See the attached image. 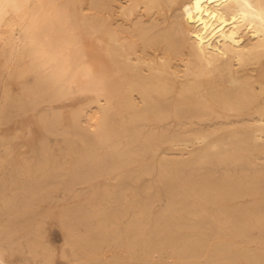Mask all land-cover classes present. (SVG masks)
Returning a JSON list of instances; mask_svg holds the SVG:
<instances>
[{
	"label": "bare ground",
	"instance_id": "obj_1",
	"mask_svg": "<svg viewBox=\"0 0 264 264\" xmlns=\"http://www.w3.org/2000/svg\"><path fill=\"white\" fill-rule=\"evenodd\" d=\"M96 1L99 13L91 15L83 0H0V80L6 72L17 80L2 94L0 124L9 110L23 107L26 101L61 99L73 91L72 80L81 74L87 78L83 88L97 91L96 97L73 110L71 126H62L60 112L45 119L50 130L73 140L71 147L78 144L85 151L83 157L95 160L100 149L108 155L117 145L137 140L153 116L176 120L178 126L165 138V149L152 132L139 151L144 157L161 153V168L171 167L166 185L180 184L186 191L193 187L189 183L213 181L209 175L222 165V176L214 180L222 194L264 199L258 187L264 182V162L260 160L264 156V0ZM85 32L102 38L103 57L97 71L86 59ZM18 55L26 62L22 70L11 67ZM30 72L37 76L33 84L25 80ZM118 129L125 133L111 141V132ZM168 132L165 127V135ZM20 136V131L0 132V214L14 221L0 223V264H12L11 257L19 247L6 235L12 237L23 229L18 222L23 213L45 201L53 203L58 188L70 191L76 183L87 181L85 171L67 164L52 165L45 155L28 173L19 171L14 140ZM171 148L180 153H171ZM205 156L210 159L203 160ZM185 159L210 167L187 173L175 169ZM238 174H246L252 184L240 185L233 194V179ZM85 197L76 191L72 199L78 202ZM258 203L247 210L262 219L264 209ZM65 204L61 208L65 245L80 261L108 264L110 256L93 248V229L81 231L71 204ZM203 209L188 210L198 214ZM150 213L149 207L141 209L129 223L132 236L120 246L130 256L133 231L136 237L142 233ZM76 218L86 223L84 213ZM237 233L244 234V229ZM218 252L225 256L216 264L232 263L228 248ZM248 252L264 257V249L256 252L250 248Z\"/></svg>",
	"mask_w": 264,
	"mask_h": 264
},
{
	"label": "rangeland",
	"instance_id": "obj_2",
	"mask_svg": "<svg viewBox=\"0 0 264 264\" xmlns=\"http://www.w3.org/2000/svg\"><path fill=\"white\" fill-rule=\"evenodd\" d=\"M83 2L87 13H99L96 0ZM83 48L93 69H100L103 57L100 34L85 32ZM25 64L24 57L18 55L11 67L22 70ZM36 79V74L30 72L25 80L28 84H33ZM16 81L9 78L8 72L1 77L0 102L6 87L10 82L14 85ZM86 81V77L78 74L72 80V92L55 102L48 98L36 103L26 101L23 107L9 110L0 124L2 133L10 135L21 132V136L14 140L19 171L28 173L27 169L45 155L52 165L67 164L73 169L77 167L85 171L87 179L86 182L76 183L70 191L64 187L58 188L53 192V203L45 201L41 205H34L29 213L20 216L17 221L23 229L12 237L6 235L8 241L19 247L11 257V263L22 264L29 260L30 264H90L93 259L80 261L70 246L65 245L66 231L62 223L61 208L67 203L71 204L75 225L81 231L87 227L93 229L96 237L93 248L110 256L108 264H146L148 261H154L155 264H216L225 256L218 252L221 248H228V253L232 256V263L229 264H264V257L253 256L248 252L250 248L256 249V252L264 249V218L258 219L253 211L247 210V207L258 202L261 209H264L263 198H232L222 194V188L214 181L222 176V165L217 166V170L209 175L213 180L211 182L189 183L188 186L193 187L186 191L180 184L168 186L166 184L171 167L164 170L161 168V153L147 157L139 153L146 136L152 132L157 133L162 149H165V138L178 126L176 120H161L153 116L144 126L140 138L129 144L117 145L108 155L104 149H100L98 152L101 155L95 160L83 157L85 151L76 146L78 144L71 147L69 142L73 140L66 138L63 133L50 130L45 116L48 118L54 112H60L62 126H71L73 110L96 97L97 91L83 88ZM115 98L118 99L119 95ZM113 116L118 117L114 113ZM165 127L169 130L166 135ZM26 132L29 135L26 136ZM124 133L122 129L111 132L110 140H119ZM204 148L205 145L200 150ZM169 151L180 153L177 148ZM209 159L210 156H205L203 160ZM260 160L264 162V156ZM207 167L210 165L200 167L190 159H185L175 169L187 173L190 169ZM57 173L60 174L59 170ZM236 176L233 179V194H236L240 185L252 184L246 174ZM258 187L264 193V182L258 183ZM76 191L85 193L86 197L81 201H74L72 196ZM200 206L204 209L198 214L188 210ZM146 207L151 209V213L146 218L142 233L136 237L133 231L134 250L130 256V251L121 249L120 244L132 236L129 223ZM81 213H84L86 223L78 222L76 215ZM261 217H264V213ZM0 223L12 224L14 221L0 214ZM224 225L230 229L223 228ZM239 229H244V234H238ZM183 246L188 248L187 251L180 249Z\"/></svg>",
	"mask_w": 264,
	"mask_h": 264
}]
</instances>
